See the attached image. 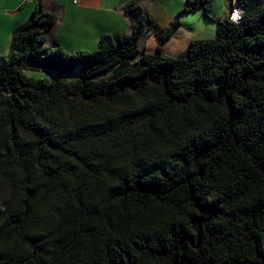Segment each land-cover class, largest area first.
I'll return each mask as SVG.
<instances>
[{
  "label": "trees",
  "instance_id": "trees-1",
  "mask_svg": "<svg viewBox=\"0 0 264 264\" xmlns=\"http://www.w3.org/2000/svg\"><path fill=\"white\" fill-rule=\"evenodd\" d=\"M235 2L238 23L215 20V38L173 57L178 22L141 18L75 52L45 44L52 13L13 30L0 55V264H264V0ZM198 9L210 19L208 0L182 13Z\"/></svg>",
  "mask_w": 264,
  "mask_h": 264
},
{
  "label": "crops",
  "instance_id": "crops-1",
  "mask_svg": "<svg viewBox=\"0 0 264 264\" xmlns=\"http://www.w3.org/2000/svg\"><path fill=\"white\" fill-rule=\"evenodd\" d=\"M208 1L212 6L210 19L223 20L231 17L234 7L232 0ZM185 3L186 0H0V55L10 54L13 30L27 23L38 10L40 13H52L56 16L54 25L41 28L45 44L75 52L95 50L102 35H109L114 40L130 35L137 22L130 18L128 12L135 8L141 10V18L151 19L162 28H169L178 21L187 29L204 27L208 21L202 9L182 13ZM179 27L180 24L177 30ZM149 34L146 30L140 41V48L145 52L148 50L147 45L151 44ZM193 40L195 39H191L190 43Z\"/></svg>",
  "mask_w": 264,
  "mask_h": 264
},
{
  "label": "rangeland",
  "instance_id": "rangeland-1",
  "mask_svg": "<svg viewBox=\"0 0 264 264\" xmlns=\"http://www.w3.org/2000/svg\"><path fill=\"white\" fill-rule=\"evenodd\" d=\"M182 16H185V15H181V17ZM186 16H189V15H186ZM205 19L208 21V23L202 28L195 27V29L184 28V24L181 21H178L180 24L179 29L176 31L175 34H173L174 36H172V39L164 46L163 50H164L165 55L173 57L179 54L180 52L186 50L189 46L191 39L215 38L216 36V24L214 22L215 20L208 19V18H205ZM148 36H149L148 38L151 40V44L147 45L148 50L146 52L153 53L155 51L154 48L157 45V39L154 33L151 31ZM166 52L170 53L171 55L167 54ZM5 55L7 56V54ZM26 74L30 77H34L37 79L44 78L47 80H51V79L57 78V75L54 72H50V71H26ZM78 77H79V71L75 69L74 71L70 72V74L67 77H65V79L66 80H76L78 79Z\"/></svg>",
  "mask_w": 264,
  "mask_h": 264
},
{
  "label": "water",
  "instance_id": "water-1",
  "mask_svg": "<svg viewBox=\"0 0 264 264\" xmlns=\"http://www.w3.org/2000/svg\"><path fill=\"white\" fill-rule=\"evenodd\" d=\"M40 10L37 11L36 15H39ZM130 18L134 21V22H138L139 19L142 16V12L139 8H135L132 9L128 12ZM179 16H177L178 18ZM35 27V26H34ZM27 65L29 68L31 69H51V64L48 60L46 59H35L33 57H28L26 59Z\"/></svg>",
  "mask_w": 264,
  "mask_h": 264
},
{
  "label": "clouds",
  "instance_id": "clouds-1",
  "mask_svg": "<svg viewBox=\"0 0 264 264\" xmlns=\"http://www.w3.org/2000/svg\"><path fill=\"white\" fill-rule=\"evenodd\" d=\"M233 4L232 6H234L232 8V14H233V17H229L227 19H229L230 21L233 22V20H238L239 18L241 19V9L239 8V6L236 4L235 0H232ZM231 14V16H232ZM240 19L238 21H236V23H238L240 21Z\"/></svg>",
  "mask_w": 264,
  "mask_h": 264
},
{
  "label": "bare ground",
  "instance_id": "bare-ground-1",
  "mask_svg": "<svg viewBox=\"0 0 264 264\" xmlns=\"http://www.w3.org/2000/svg\"><path fill=\"white\" fill-rule=\"evenodd\" d=\"M231 17H233V14H232V16H231ZM239 19H240V18H239ZM239 19H238V20H239ZM238 20H235V21L233 20V22H236V21H238ZM167 28H168V27H167Z\"/></svg>",
  "mask_w": 264,
  "mask_h": 264
}]
</instances>
